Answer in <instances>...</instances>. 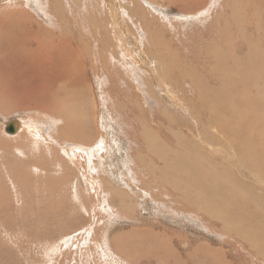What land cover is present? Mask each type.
I'll return each mask as SVG.
<instances>
[{
  "label": "rangeland",
  "instance_id": "obj_1",
  "mask_svg": "<svg viewBox=\"0 0 264 264\" xmlns=\"http://www.w3.org/2000/svg\"><path fill=\"white\" fill-rule=\"evenodd\" d=\"M173 1L0 0V62L23 73L0 75V264H264L210 216L202 186L231 188L199 175L249 187L233 218L261 231L264 177L240 146L264 121V66L248 67L264 0ZM180 150L204 168L171 174L191 166Z\"/></svg>",
  "mask_w": 264,
  "mask_h": 264
},
{
  "label": "bare ground",
  "instance_id": "obj_2",
  "mask_svg": "<svg viewBox=\"0 0 264 264\" xmlns=\"http://www.w3.org/2000/svg\"><path fill=\"white\" fill-rule=\"evenodd\" d=\"M171 1V0H170ZM185 2V0H182ZM174 3L177 2L176 0L173 1ZM178 2H180L178 0ZM186 3V2H185ZM263 6V5H262ZM190 7V6H189ZM260 12V11H259ZM79 16V15H78ZM260 18V17H258ZM256 25V24H255ZM0 26L3 28V30L0 31V40H2V44H9L8 40L9 38L7 37V33L6 31L4 30V28L7 26L5 23L3 24H0ZM260 27V26H259ZM261 29V28H260ZM263 30V29H262ZM61 41H64V40H61ZM22 42V41H21ZM56 43V42H55ZM65 43V42H63ZM153 44V43H152ZM15 45V43H14ZM67 47L71 48V45H69V43L67 44ZM27 47V46H25ZM55 48H57V45L55 44ZM63 50H67L66 47H63L62 48ZM30 50V49H28ZM40 52V51H39ZM69 54V53H67ZM263 53L259 54V53H256L255 56L252 58V61L248 64V67H249V70L252 74H255V72L257 71L256 69H262L263 66H264V55L262 56ZM69 55H67V59H68ZM66 61V59H65ZM69 64H71L72 62V58L68 61ZM41 63V62H40ZM37 66L39 63H36ZM77 64H81L83 69L84 67L87 65V62L85 60H83V58H80L79 54H76L75 57H73V62H72V65H71V69H77L76 66ZM131 64V63H130ZM44 65V63H43ZM42 65V66H43ZM48 65V64H47ZM40 67V66H39ZM223 66H221L222 68ZM41 68V67H40ZM51 68V67H50ZM82 69V68H81ZM38 70V69H37ZM217 70V69H216ZM49 71V70H48ZM70 71V70H69ZM80 71V70H79ZM259 71V70H258ZM216 72V71H215ZM22 73V72H21ZM83 73H84V70H83ZM261 71H259V76H261ZM41 77V76H40ZM45 77V76H44ZM231 77L230 74H227L225 73L224 76H223V79L222 80V84L223 85H227V79H229ZM5 78V77H4ZM34 78V77H33ZM15 84V82H14ZM17 84V83H16ZM22 84V83H21ZM197 84V83H196ZM205 84V82H204ZM202 85L201 82H200V86H199V90L200 91H203L205 90V85ZM208 87V86H207ZM10 89V87H8ZM7 87H5V89L7 90L8 89ZM12 88V87H11ZM256 92H259V91H264V82L262 80H260V84L256 87H254ZM4 89V88H3ZM15 89V88H14ZM0 90H2L0 88ZM12 91H13V88H12ZM206 91V90H205ZM209 91V89H208ZM16 92V91H14ZM208 93V92H207ZM10 94V92L8 93ZM17 94V93H16ZM210 94V93H209ZM25 95V94H24ZM207 96H210V95H206ZM16 97V96H15ZM8 101V100H7ZM1 104V103H0ZM7 105V104H6ZM1 106V105H0ZM3 106V105H2ZM1 106V107H2ZM65 107V106H64ZM3 108V107H2ZM23 108V107H22ZM18 109V108H17ZM1 110V108H0ZM57 112V111H56ZM242 112V111H241ZM244 118L245 120L247 121V123L249 122V120L246 119V112H244ZM16 122H13V124L11 123V128H12V133L14 132V129L17 133V135L15 137H11L9 135L6 134V138L7 139H15L18 135L21 134V132L23 131L24 127L22 126V123L20 121H17L15 120ZM24 122V121H23ZM31 122V121H30ZM17 123V124H16ZM34 124V123H33ZM260 127L259 129H249L248 131V135L246 136V140H247V143H243L241 142V146H240V151L243 153V156L246 158V161L245 163L252 169L253 172L259 174L260 176H263L264 177V121H261L260 123ZM14 125V127H13ZM27 125V124H26ZM30 125V124H29ZM6 124L4 125L3 127V130L5 128ZM25 126V125H24ZM28 126V125H27ZM7 127V126H6ZM29 127V126H28ZM31 127V126H30ZM34 127V125H33ZM36 129V126L34 127ZM33 128V129H34ZM1 129V128H0ZM30 129V128H29ZM28 130V129H27ZM235 130V128H234ZM31 131V130H30ZM5 132V131H4ZM40 133V132H39ZM38 134V133H37ZM32 135V134H31ZM4 137V136H3ZM40 138V137H39ZM101 140V139H100ZM179 143L182 145V146H185L183 140H181V136L179 138ZM94 144V143H93ZM96 147V146H95ZM67 151L69 149H66ZM179 153V154H178ZM177 153V157L179 158L178 160V163L180 164V166L182 167L183 169V165L186 162H189L191 164V166H189V169L184 171V173H175V169H179L178 167L176 168L175 165L174 167L172 165H170V167L168 168L167 171H170L171 174H176L177 177H179V174H184L186 176L187 173L191 172V171H199L201 169L204 168V164L197 159L195 158H192L188 155H191L190 152H184L182 150H180L179 152ZM138 155V154H137ZM175 156V155H174ZM91 160V159H90ZM177 160V158L175 159ZM84 161V160H83ZM90 163V162H89ZM197 163V165H196ZM179 166V167H180ZM187 167V166H186ZM199 170H197V168ZM87 168V167H86ZM170 168H173V169H170ZM84 171V170H83ZM181 171V170H180ZM183 171V170H182ZM82 172V171H81ZM204 173H207L213 177H217V179L215 180L214 182V185L211 187V189H218V187L216 186L218 183H221V182H225V187H230L231 190H224L223 191V196L221 198V200H217V198L213 195V197L211 198V194L210 195H207L208 194V190H209V187L208 186H202V190L203 192L205 193L206 197H205V202L207 204V209L209 210L210 212V216H214V217H217L219 218V220H225L227 221V223H224V228L230 232V233H233L234 235L236 234V236H240L241 239L244 238L247 239V240H251L254 245H252V243H248L249 244V247L250 249H254V250H257L261 255H263V253H261V251L264 252V198H260L258 200V203L260 205V213L262 215V218H263V224L261 226V231L259 232V228H251V227H248L246 228L241 219H234L233 218V213H232V210L233 209H239V207H241V201L243 200V198L247 195L250 194V189L249 187L243 185L242 183H240L237 179H234L232 175H230L226 170L218 173L215 168H211L209 170H206V171H201L199 173V175L203 176ZM68 174V173H67ZM175 176V175H174ZM176 178V177H175ZM180 178H181V175H180ZM184 179V177L182 178V180ZM181 179H179V181H182ZM89 185V183H88ZM178 185V184H177ZM13 186V185H12ZM180 184H179V188H180ZM178 188V186L176 187V189ZM215 189V190H216ZM76 190V189H75ZM177 190H180V189H177ZM181 191H182V188H181ZM180 191V193H181ZM183 194H184V191H183ZM253 195H250L247 197L246 199V202L250 201V197H252ZM125 198V197H124ZM18 204V203H16ZM213 207H210L212 206ZM206 209V210H207ZM23 210V209H22ZM249 234V235H248ZM68 235V234H67ZM165 239V238H164ZM246 240V241H247ZM97 241V240H96ZM248 242V241H247ZM94 243V242H93ZM264 256V255H263ZM171 259V258H170ZM104 261V260H103Z\"/></svg>",
  "mask_w": 264,
  "mask_h": 264
},
{
  "label": "crops",
  "instance_id": "obj_3",
  "mask_svg": "<svg viewBox=\"0 0 264 264\" xmlns=\"http://www.w3.org/2000/svg\"><path fill=\"white\" fill-rule=\"evenodd\" d=\"M53 46V45H52ZM53 47H55V44H54V46ZM15 59H13V60H8V59H4V62L2 61V62H0V71H2V72H0V75H2V76H5V77H15L16 75H23V73H21V71H19V70H17V71H14V69H13V66H12V64L14 63L13 61H14ZM83 60H85L84 58H83ZM47 62L48 61H46V63L45 62H43L42 61V64L44 63V65H43V67H46V68H48V67H51V68H53L52 66V64H48L47 65ZM80 70V72L83 74V69H79ZM45 77H47L48 78V76H45ZM15 82V84L17 83V81L16 80H14L13 81V83ZM4 83H7V81L6 82H4ZM39 86H41V84H39ZM14 88H15V86H14ZM13 88V89H14ZM15 91H16V89H14ZM13 122H16V121H12L11 123L13 124ZM10 123V124H11ZM10 124H8V125H6L5 126V133L6 134H9V135H13L16 131H15V129H14V132L12 133V131H7V128H8V126H10ZM17 124V123H16ZM13 127H14V125H13ZM23 132V131H22ZM21 132V133H22ZM17 135V134H16ZM16 135H14V136H11V137H15ZM10 141H11V139H10ZM33 144V143H32Z\"/></svg>",
  "mask_w": 264,
  "mask_h": 264
},
{
  "label": "water",
  "instance_id": "obj_4",
  "mask_svg": "<svg viewBox=\"0 0 264 264\" xmlns=\"http://www.w3.org/2000/svg\"><path fill=\"white\" fill-rule=\"evenodd\" d=\"M7 131H9V132L12 131L11 125L8 126Z\"/></svg>",
  "mask_w": 264,
  "mask_h": 264
}]
</instances>
